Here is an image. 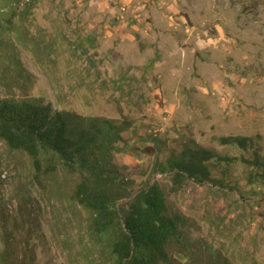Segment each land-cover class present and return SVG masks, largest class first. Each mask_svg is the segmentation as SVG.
Returning <instances> with one entry per match:
<instances>
[{
    "label": "rangeland",
    "instance_id": "obj_1",
    "mask_svg": "<svg viewBox=\"0 0 264 264\" xmlns=\"http://www.w3.org/2000/svg\"><path fill=\"white\" fill-rule=\"evenodd\" d=\"M21 2L0 0V98L116 119L121 105L135 125L119 144L120 163L138 188L159 184L184 218L169 264H264V183H251L244 163L231 166L230 186L189 180L178 192L157 168L190 141L238 156L219 142L232 135L253 137L264 159V0H202V47L184 44L181 31L182 48L140 36L152 47L126 43V54L92 26L97 2ZM77 180L60 171L42 186L30 159L0 141L1 263L109 264L90 212L70 197Z\"/></svg>",
    "mask_w": 264,
    "mask_h": 264
},
{
    "label": "trees",
    "instance_id": "obj_2",
    "mask_svg": "<svg viewBox=\"0 0 264 264\" xmlns=\"http://www.w3.org/2000/svg\"><path fill=\"white\" fill-rule=\"evenodd\" d=\"M12 63L20 65V59ZM118 109L116 119L55 110L37 100L0 98V141L30 159L33 176L42 186L46 177L60 171L78 176L70 197L90 212L89 230L109 264H169L168 247L180 239L184 218L171 211L159 184L138 188L128 165L120 163L119 144L135 121L121 105ZM219 142L242 153L231 156L190 141L157 164L160 172L170 175L173 192L189 180L230 186L226 177L237 162L251 170V183H264V159L253 137L221 136ZM217 169L220 177L214 175Z\"/></svg>",
    "mask_w": 264,
    "mask_h": 264
},
{
    "label": "crops",
    "instance_id": "obj_3",
    "mask_svg": "<svg viewBox=\"0 0 264 264\" xmlns=\"http://www.w3.org/2000/svg\"><path fill=\"white\" fill-rule=\"evenodd\" d=\"M183 1L92 0V2L100 4L101 7L92 8L88 15L91 14L95 20V23L92 24L95 30L104 29L106 34L103 38L110 40L111 45L116 49H124L125 54L127 53L126 43H131L133 48L139 50L142 45L137 41V38L140 36L153 38L159 43V47H166L168 42L173 48H182L181 42L177 40L181 31L186 34L183 38L184 44L191 45L190 43H193V39H195L196 43L193 44V47H202L205 40L201 39L200 34L204 30L197 23L199 21L197 14L204 11L205 4L202 0ZM201 7L202 11L198 12L197 10ZM142 47L148 46L143 45Z\"/></svg>",
    "mask_w": 264,
    "mask_h": 264
},
{
    "label": "built area",
    "instance_id": "obj_4",
    "mask_svg": "<svg viewBox=\"0 0 264 264\" xmlns=\"http://www.w3.org/2000/svg\"><path fill=\"white\" fill-rule=\"evenodd\" d=\"M30 1H31V0H22L21 4H22V5H24V4H28ZM5 11H7V8H6V7H4V8L1 9V12H5Z\"/></svg>",
    "mask_w": 264,
    "mask_h": 264
}]
</instances>
